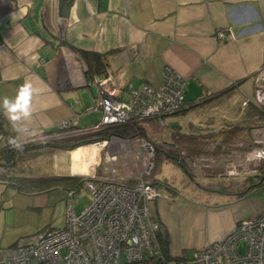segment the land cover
<instances>
[{
    "label": "crops",
    "instance_id": "1",
    "mask_svg": "<svg viewBox=\"0 0 264 264\" xmlns=\"http://www.w3.org/2000/svg\"><path fill=\"white\" fill-rule=\"evenodd\" d=\"M82 53L102 54L104 71L88 72L90 58ZM166 65L185 79L184 103L162 125L140 122L145 135L157 143L173 134L223 138L253 97L264 65V0H0V101L15 98L25 81L36 89L28 121L14 126L0 108V247L45 228L36 230L37 195L49 204L56 189L66 207L71 183L40 187L39 180L98 175L103 160L98 142L35 157L30 145L86 133L100 120L99 110L88 109L97 95L94 76L110 77L116 98L127 101V85H158ZM66 120L67 130L60 128ZM13 139L22 144L14 161L4 155L16 149ZM159 188L171 196L150 202V210L173 260L264 211V199L251 192L236 199L234 190L211 189L224 200L194 203L178 198L174 187Z\"/></svg>",
    "mask_w": 264,
    "mask_h": 264
},
{
    "label": "built area",
    "instance_id": "2",
    "mask_svg": "<svg viewBox=\"0 0 264 264\" xmlns=\"http://www.w3.org/2000/svg\"><path fill=\"white\" fill-rule=\"evenodd\" d=\"M257 74L253 100L264 108V65ZM109 81L110 77L94 76L89 82L97 88V95L88 109L99 110L101 118L88 132L146 119L162 125L164 116L178 111L184 103L185 79L167 65L158 85H127V101L116 98L118 87ZM71 126L72 122L66 120L60 128L67 130ZM262 137L264 128L245 155V166L264 161V157L257 159L255 155V150H264ZM2 138L0 130V150ZM142 145L148 148L149 155L133 183L117 178L111 164L118 157L106 153L100 175H92L84 182L89 204L75 213L76 187L67 188L63 225L43 228L18 238L12 246L0 247V264H152L149 259L163 260L158 243L162 228L148 202L168 198V194L153 184V148L147 142ZM176 264H264V211L237 220L233 229L218 240L204 244L191 255H179Z\"/></svg>",
    "mask_w": 264,
    "mask_h": 264
},
{
    "label": "rangeland",
    "instance_id": "3",
    "mask_svg": "<svg viewBox=\"0 0 264 264\" xmlns=\"http://www.w3.org/2000/svg\"><path fill=\"white\" fill-rule=\"evenodd\" d=\"M258 76L259 74L255 76V79ZM240 104V101H238L237 108H240ZM247 107L244 105V108L236 113L238 114V120L235 119L234 121L239 122L245 119L244 123L241 124L246 126L242 129L240 128V132L232 136L235 137L234 141H228L226 138H222V140H218L220 142L213 144L202 141L197 142L196 148H190L183 146L185 141L180 139L179 136L177 139H168L165 145L156 143L162 150L180 158L190 175L179 163L163 157L157 160L155 170H151L153 179H155V175L158 180L171 184L178 191V198L194 203L220 198L212 196L211 189L228 188L234 191H241L246 186L249 178L253 174L260 173L261 169L264 168V161L258 163V165L250 163V165L245 166V155L255 146L254 137H259L262 134V128H264V120L256 121L254 118H248ZM197 120L199 121V119ZM174 141L176 142L174 143ZM144 142L150 143L152 148L155 146V142L152 140L137 137L132 139L114 138L110 142L106 141L103 145H101L102 141H99V147L101 148L102 157L106 153L117 155V160L111 164L116 168V173H118L114 174H116L117 178L130 182L135 180L147 161L149 154L148 148L142 145ZM112 143H115L116 147H112ZM238 143L240 145H235ZM217 144L220 145V150L214 149ZM151 152L152 156L150 158L155 160L154 151ZM159 153L161 154V152ZM103 164L104 160H102V164L98 169V175L102 172ZM50 193V196L53 195V197H51L49 204L45 201V194L36 196V200L40 201L39 209L36 210V230L42 227L58 228L64 223V200L58 196V190H52ZM76 193L77 197L75 196L73 201V211L78 213L84 206L89 204L90 196L84 184L76 187ZM251 193L257 194L258 198L264 199V186L253 190ZM170 196L168 195V198ZM220 199L224 200L223 198ZM148 206L150 207V202H148ZM240 251H242V247ZM164 264H176V260L170 259Z\"/></svg>",
    "mask_w": 264,
    "mask_h": 264
},
{
    "label": "trees",
    "instance_id": "4",
    "mask_svg": "<svg viewBox=\"0 0 264 264\" xmlns=\"http://www.w3.org/2000/svg\"><path fill=\"white\" fill-rule=\"evenodd\" d=\"M82 55H84V57H86V58H90V60L88 59V63H89L88 72H90V73H102L104 71L103 67L105 64L103 61V55L102 54L82 53ZM224 91H221V92L223 93ZM214 96H216V94ZM246 106H248L246 110H248L249 114H247V113L246 114L249 116L248 117L249 119L254 118L256 121L257 120H264V108L258 106L254 102L253 97L250 100H247ZM244 121H245V119H243L242 121H239V122L236 121V123H234V125L231 126L230 130L225 132V134H222L223 138H226L228 141L232 140V138H235L232 136H234V134L240 132V128L242 129L246 126V125L241 124V123H244ZM140 122H142V121H140ZM140 122L110 124V125H107L98 131H90V132H86V133L72 134V135H67V136L60 137V138L48 139V140H45L43 142H37L35 144L30 145V148H31L30 151H32L31 157H35L43 151L71 150V149L76 148L77 146L87 144V143H94V142H99V141H107L108 142L112 137L119 138V139H132V138H137V137H140L143 139H149L145 135V131H144L142 125L140 124ZM239 124H241V125H239ZM189 136H190L189 138H185L183 140L185 141V143H187L189 145L195 144L194 146H196L197 142H202V141L209 142L211 144L216 143V142L217 143L220 142V141H218V139H216L217 137H215L212 133L199 134L196 136L195 135L194 136L189 135ZM219 136H221V135H219ZM173 137L175 139L179 138V136L177 134H173ZM220 139L222 140V138H220ZM175 142L176 141H174V143ZM156 143L157 142H155V146H153V151L155 154V160L151 159V161L153 163L152 171L155 170V168H156L157 160L162 159L164 157L166 159H172V160L176 161L188 173V169L186 168V166L184 165V163L181 161L180 158H178L176 155L171 154L168 151L162 150L161 148H159L156 145ZM161 144L165 145L166 142H161ZM183 146H185L184 143H183ZM194 146L192 148H194ZM220 148H221L220 145L217 144V146H215L214 149L220 150ZM20 149L16 148L14 150L6 151L4 153V155L6 157H11L10 160H13V159H15L16 156H18L19 153L22 152V150H20ZM159 152H161V154ZM2 153L3 152L1 149L0 155ZM0 166H3V164L0 163ZM88 179H89V177H86V178H77V177H65V178H63L62 177V178L42 179V180H39V182H37V183H44V184H41V186H40V187H44L46 185L51 186V184L63 183L65 180H68L69 183H71L72 187H77V186H80L81 184H84V182ZM135 180H136V178H135ZM134 181H130L127 183H133ZM153 184L158 188L164 187V188L169 189V190H174V188L171 187L169 184L165 183L164 181H160L158 179H154ZM262 186H264V168L261 169L260 173L253 174L249 178L246 186L241 191H235L236 192L235 193L236 199L246 198L250 194V192H252L253 190L260 188ZM224 189L225 188H222L219 190H224ZM226 189H228V188H226ZM158 243H159L160 253L163 257V260L149 259L148 263L164 264V263H166V261L171 259L168 255L167 239H166L165 234L162 232H160L158 234Z\"/></svg>",
    "mask_w": 264,
    "mask_h": 264
},
{
    "label": "clouds",
    "instance_id": "5",
    "mask_svg": "<svg viewBox=\"0 0 264 264\" xmlns=\"http://www.w3.org/2000/svg\"><path fill=\"white\" fill-rule=\"evenodd\" d=\"M35 92L36 89L33 84L30 81H25L18 87L15 98L4 97L0 101V108L3 109L14 126L31 118L32 99ZM10 143L15 148H22V144L15 139L11 140ZM255 155L257 159L264 157V150H255Z\"/></svg>",
    "mask_w": 264,
    "mask_h": 264
}]
</instances>
